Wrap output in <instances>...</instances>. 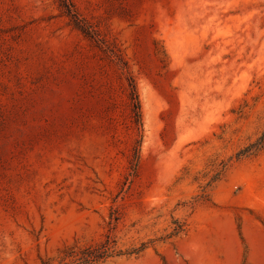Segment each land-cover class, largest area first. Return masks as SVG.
<instances>
[{"label": "rangeland", "instance_id": "1", "mask_svg": "<svg viewBox=\"0 0 264 264\" xmlns=\"http://www.w3.org/2000/svg\"><path fill=\"white\" fill-rule=\"evenodd\" d=\"M263 136L264 0H0V264H264Z\"/></svg>", "mask_w": 264, "mask_h": 264}, {"label": "trees", "instance_id": "2", "mask_svg": "<svg viewBox=\"0 0 264 264\" xmlns=\"http://www.w3.org/2000/svg\"><path fill=\"white\" fill-rule=\"evenodd\" d=\"M134 96L137 106V113L139 116L140 104L135 89ZM257 144L259 148L264 147V136L259 140ZM112 222L113 219L111 218L108 223L109 229L112 226ZM175 224L176 227L168 237L175 236L182 230L181 225H179L177 222ZM116 237L117 236L113 235L109 230L108 233L104 236L103 240L88 244L86 247L80 248L78 250H72L68 252L60 261L44 260L42 261V264H99L113 257L138 255L145 251V249H147L148 245L151 243H142L140 247L129 248L122 251L117 248L118 241Z\"/></svg>", "mask_w": 264, "mask_h": 264}]
</instances>
